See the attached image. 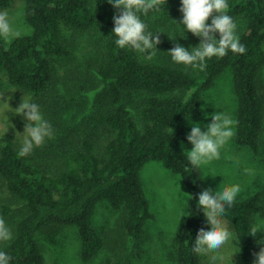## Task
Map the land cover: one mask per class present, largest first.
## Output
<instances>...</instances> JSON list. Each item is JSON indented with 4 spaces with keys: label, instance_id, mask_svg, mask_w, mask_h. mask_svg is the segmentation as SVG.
Returning <instances> with one entry per match:
<instances>
[{
    "label": "trees",
    "instance_id": "obj_1",
    "mask_svg": "<svg viewBox=\"0 0 264 264\" xmlns=\"http://www.w3.org/2000/svg\"><path fill=\"white\" fill-rule=\"evenodd\" d=\"M13 1L0 0V9ZM227 2L247 51H229L199 69L176 64L167 52L177 42L189 50L200 43L191 32L182 36L181 0L140 14L148 31L161 39L156 51L161 59L151 60L116 45L113 17L119 10L107 0H25L32 31L10 44L0 40V88L7 89L12 108L22 97L37 103L53 136L25 157L18 155L22 146L15 142L0 146V217L13 233L0 250L12 257L10 264H44L39 235L56 227L78 229L86 261L127 235L140 237L153 216L141 180L149 160L181 174L191 192L192 215L178 236L175 264H202L192 245L200 228H211L197 203L198 194L209 187L200 168L187 159L184 145H191L190 116L201 111L205 91L225 70L233 72L238 99L236 142L258 152L263 141L264 0ZM88 92L93 95L89 114L83 107ZM11 111L5 103L0 114L25 126L26 120ZM103 201L119 214L107 230L94 223ZM262 210L261 192L226 207L224 216L235 229L246 264H253V253L264 247L258 243L264 241V229L259 227L256 238L249 234L255 213Z\"/></svg>",
    "mask_w": 264,
    "mask_h": 264
},
{
    "label": "rangeland",
    "instance_id": "obj_2",
    "mask_svg": "<svg viewBox=\"0 0 264 264\" xmlns=\"http://www.w3.org/2000/svg\"><path fill=\"white\" fill-rule=\"evenodd\" d=\"M0 11L9 13L14 28L24 34L32 31V26L25 16V0H14L9 7ZM155 58L161 59V56L156 54ZM260 85L264 96V67L261 70ZM3 93V98L7 101V89L0 88V95ZM88 94L83 107L88 109L89 114L93 95L90 92ZM84 98L86 97H82V101H86ZM4 104L0 99V110ZM237 109L238 99L234 89L233 72L227 69L218 77L213 87L205 91L201 111L190 116L188 120V133L194 123H199L202 130L206 131V126L212 121L211 115L208 114L217 111L228 114L234 121L235 134L221 150L219 159L200 167L203 179L213 191L219 187L239 185L241 190L236 198L261 192L264 203V129L262 145L258 152L248 146L239 145L236 142ZM24 129L25 126L19 127L0 114V146L6 141L22 146ZM192 147V144L184 145L185 150ZM141 180L153 216L146 222L140 237L127 235L117 243L105 246L92 260L86 261L81 256V240L75 226L52 228L39 235L46 256L44 264H112L117 260H123L124 264H175L178 236L187 219V215H183L188 211L191 194L189 187L181 174L171 171L159 160L146 162L141 170ZM118 216V211L107 201H103L97 207L94 223L98 228L107 230L116 222ZM223 219L232 231L233 239L220 250L219 255L223 256V260H218L216 264H232V254L237 251L233 256L234 264H246L242 258V245L232 223L225 216ZM254 221L256 226L264 229V210L255 213ZM210 255H201V263L211 264Z\"/></svg>",
    "mask_w": 264,
    "mask_h": 264
},
{
    "label": "clouds",
    "instance_id": "obj_3",
    "mask_svg": "<svg viewBox=\"0 0 264 264\" xmlns=\"http://www.w3.org/2000/svg\"><path fill=\"white\" fill-rule=\"evenodd\" d=\"M107 2L119 10L113 17L112 34L117 37L116 45L121 49L134 50L148 60L154 58L158 49L157 45L161 43L160 35L159 33L154 35L148 31V25L141 19L140 14L146 16L150 10H159L167 4L168 0H107ZM179 10L183 14L182 20L178 21L184 28L185 35L182 36L186 38V33L191 32L201 39L197 46L191 47V50L178 42L168 50V54L176 64L203 69L208 59L223 58L229 51L235 54H244L247 51L240 41L237 23L228 14L227 0H181ZM217 33H219V38L216 36ZM23 34L19 29L13 27L9 13L0 11V40L5 44H10ZM170 38L175 40V38ZM3 96L4 93L0 95V99L7 103L11 109H14L11 112L26 120L22 133L25 138L18 155L20 157L28 156L35 148L42 147L47 138L53 136L52 126L43 117L37 103L22 97L21 104L12 108ZM8 99L11 100V97ZM208 115H211L212 121L206 126V131L202 130L199 123H194L187 135V140L193 147L186 149L184 153L194 169H199L201 166L219 159L221 150L235 134L234 121L228 114L217 111ZM240 190L239 185H231L219 187L216 191L206 188L198 194V207L203 209L206 221L211 225V228L210 230L200 228L194 245H192V251L197 255L211 254V264L223 260V256L219 255L220 250L233 239V233L226 225L223 216L226 213V207L234 205ZM186 215L191 216L192 213L186 211L183 216ZM259 230L258 225L252 226L249 234L256 238ZM12 239V230L0 217V244ZM258 243H264V241ZM237 252L232 254V264H234L233 256ZM253 255L255 257L253 264H264V247L260 248L258 252H254ZM11 259L10 255L0 250V264H10Z\"/></svg>",
    "mask_w": 264,
    "mask_h": 264
}]
</instances>
